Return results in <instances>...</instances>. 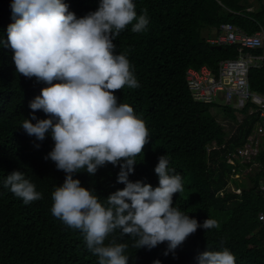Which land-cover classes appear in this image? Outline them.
<instances>
[{"label":"trees","instance_id":"1","mask_svg":"<svg viewBox=\"0 0 264 264\" xmlns=\"http://www.w3.org/2000/svg\"><path fill=\"white\" fill-rule=\"evenodd\" d=\"M13 0H0V41L7 42V27L13 23ZM77 18L97 10L100 0H62ZM137 16L147 10L149 20L140 33L128 25L114 40L116 51L125 53L139 83L135 89L125 86L114 94L118 103L130 105L149 130V143L136 157L131 182L158 186L154 169L158 158L166 155L168 168L183 178V191L173 196L177 207L199 224L210 218L219 227L198 228L175 250L165 255L167 242L148 249L134 247V239L122 237L116 230L105 244L126 243L128 264H199L198 256L207 250L227 248L235 264H264V230L258 214H264V152L257 157L261 166L246 182L233 179L238 167L226 162V156L242 145L250 134L255 116L247 117L226 143V133L216 122L214 107L234 119L230 107L203 104L193 99L185 73L206 66L217 76L220 62L235 59L236 46L208 42L210 33H218L222 24L235 26L248 35L264 29V0H133ZM135 21L133 22V24ZM204 31L208 35L204 34ZM261 55L262 49L245 50ZM10 46L0 43V264H98L86 246L83 234L51 214V193L66 174L45 157L54 147L51 135L43 141L29 136L21 126L24 119L48 118L42 110L33 113L30 102L47 87L17 73ZM59 81H53L58 83ZM249 88L264 93V67L250 68ZM246 111L243 110L242 113ZM35 123V120H32ZM39 145V147H36ZM214 145V146H213ZM212 147H215L212 149ZM210 149V150H208ZM119 166L106 164L95 175L81 170L73 174L81 186L94 190L102 203L124 184L117 182ZM13 171H21L30 180L40 200L25 204L3 181ZM231 183L239 193L228 188Z\"/></svg>","mask_w":264,"mask_h":264},{"label":"clouds","instance_id":"2","mask_svg":"<svg viewBox=\"0 0 264 264\" xmlns=\"http://www.w3.org/2000/svg\"><path fill=\"white\" fill-rule=\"evenodd\" d=\"M135 8L133 0H100L97 10L77 18L62 0H13L14 22L7 27V42L0 41L10 46L18 74L49 85L29 104L33 113L42 110L48 118L32 115L20 127L39 141L51 135L54 147L45 159L66 174L51 193V214L80 230L98 264H128L126 243L105 244L116 230L133 238L137 249L167 242L168 255L198 228L219 227L210 218L201 225L173 206L174 194L183 191V178L169 170L166 155L154 169L157 187L129 180L150 136L146 123L114 94L125 86H140L114 40L130 24L134 33L146 29L147 10L137 16ZM109 163L119 166L117 182L125 187L111 193L105 204L73 174L83 170L95 175ZM3 186L25 204L42 198L21 171L7 175ZM198 261L235 264V256L227 248L207 250Z\"/></svg>","mask_w":264,"mask_h":264},{"label":"built area","instance_id":"3","mask_svg":"<svg viewBox=\"0 0 264 264\" xmlns=\"http://www.w3.org/2000/svg\"><path fill=\"white\" fill-rule=\"evenodd\" d=\"M208 42L218 46H236L238 55L235 59L220 62L217 76L206 66L198 70L187 69L185 80L193 99L203 104L216 103L219 99V105L233 110L234 119L226 116L220 108L214 107L211 110L212 114L220 112L216 122L226 133L225 143L236 134L247 117L256 115L254 126L245 141L226 156L228 164L239 168L232 176L238 180L247 170L254 168L257 171L260 168L257 157L264 152V93L251 91L248 83L249 69L264 67V29L248 35L235 26L222 24L218 33L209 38ZM254 49H262L263 53L255 55L245 51ZM243 110L246 112L242 113ZM247 173L244 178L251 175L250 172ZM229 189L235 193L240 192L233 185ZM258 189L264 190V179L260 180ZM258 221L264 230L263 213L258 214Z\"/></svg>","mask_w":264,"mask_h":264},{"label":"rangeland","instance_id":"4","mask_svg":"<svg viewBox=\"0 0 264 264\" xmlns=\"http://www.w3.org/2000/svg\"><path fill=\"white\" fill-rule=\"evenodd\" d=\"M204 34H205V32H204ZM217 101H219V99H217ZM212 113H213V112H212ZM214 115H215V113L212 114L213 117H214ZM216 117H217V116H216ZM247 172H248V173L250 172V174L252 175L253 172H254V168H251L250 170H247L246 172H244V175H241L240 178L238 179V181L242 180L241 182H246V183H248L247 178H244V176L246 175ZM248 173H247V174H248ZM233 178L235 179L236 177H233ZM230 187H232V184H229V185H228V188H230ZM236 190H239V189H236Z\"/></svg>","mask_w":264,"mask_h":264},{"label":"crops","instance_id":"5","mask_svg":"<svg viewBox=\"0 0 264 264\" xmlns=\"http://www.w3.org/2000/svg\"><path fill=\"white\" fill-rule=\"evenodd\" d=\"M204 32L206 33L205 35H208V33H210V37L214 36V31H212V32L210 31L208 33L206 31H204Z\"/></svg>","mask_w":264,"mask_h":264},{"label":"water","instance_id":"6","mask_svg":"<svg viewBox=\"0 0 264 264\" xmlns=\"http://www.w3.org/2000/svg\"><path fill=\"white\" fill-rule=\"evenodd\" d=\"M220 48H221V46H218V45L215 46V49H220Z\"/></svg>","mask_w":264,"mask_h":264}]
</instances>
